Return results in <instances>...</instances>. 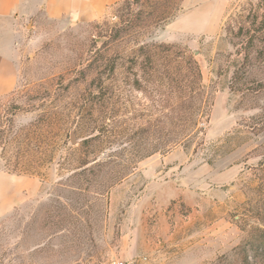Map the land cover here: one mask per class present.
<instances>
[{"label":"rangeland","instance_id":"1","mask_svg":"<svg viewBox=\"0 0 264 264\" xmlns=\"http://www.w3.org/2000/svg\"><path fill=\"white\" fill-rule=\"evenodd\" d=\"M117 7L25 22L18 86L0 97V264H247L236 248L264 221V0H183L166 24L116 41L114 26L137 12ZM252 15L263 27L248 49L240 25ZM184 55L200 67L205 112L164 152L185 110ZM174 151L188 156L174 177L189 199L169 207L195 225L187 248L148 262L140 211L158 201L142 191L157 174L144 170ZM208 221L211 245H197Z\"/></svg>","mask_w":264,"mask_h":264},{"label":"crops","instance_id":"2","mask_svg":"<svg viewBox=\"0 0 264 264\" xmlns=\"http://www.w3.org/2000/svg\"><path fill=\"white\" fill-rule=\"evenodd\" d=\"M117 1L119 0H0V97L10 94L18 86L21 45L27 20L43 15L49 19L92 21L102 16ZM187 160L185 153L174 151L162 158H152L146 164L144 173L149 177L152 174L157 175L143 189V198H155L158 201L156 206L150 204L147 209L143 206L140 211L144 217L140 229L146 233L142 235V242L148 262L154 257H160L162 253L165 255V249L189 246L190 228L195 225L193 220L179 219L177 206L169 207L178 197L188 203L189 193L178 188L177 179L174 177ZM152 215L156 222L150 224L152 221L147 218ZM212 236V222H204L200 226L197 245H211ZM123 241L128 245L138 242L131 237L124 238ZM136 246L139 247L138 244Z\"/></svg>","mask_w":264,"mask_h":264},{"label":"trees","instance_id":"3","mask_svg":"<svg viewBox=\"0 0 264 264\" xmlns=\"http://www.w3.org/2000/svg\"><path fill=\"white\" fill-rule=\"evenodd\" d=\"M183 0H120L115 4L118 6L117 10H121L123 7L128 6L132 9L134 6L137 12L134 14L132 12L124 14L121 22L117 23L114 28V38L117 40H123L126 34L131 35L130 33H138V29L148 28V27H159L163 24H166L168 21L172 20L177 12L180 10V5ZM250 20L248 22L240 25V30L243 31L247 29L249 36L244 38L241 43L242 45L247 44L248 49L253 47L255 40L257 38V33L260 27H263L262 23H257L258 16L252 15L249 16ZM248 23V24H247ZM259 24V25H258ZM124 33V36L122 34ZM248 38V39H247ZM247 39V40H245ZM168 47V46H165ZM143 49V47H142ZM148 63L154 64L153 55H149ZM249 58V52L247 54ZM182 60H185L188 69L185 70L184 67L180 66L179 78L177 82V87L180 90L178 95V102H181L185 110H179L176 114V119L180 122L176 129V135L178 136L177 140H174L171 143H164L161 150L164 152L169 151L171 148L182 144L185 140L191 137L195 132L200 131V117L204 116L206 103L202 100L204 93V86L202 84V73L198 63L190 57L182 56ZM201 99V104L199 108L195 109V100ZM189 121V123H185ZM95 138H86L84 139V144L89 143ZM258 222L252 226L242 243L238 245L236 250L242 251V257L244 262L247 264H264V221ZM254 258L251 262L249 258Z\"/></svg>","mask_w":264,"mask_h":264},{"label":"built area","instance_id":"4","mask_svg":"<svg viewBox=\"0 0 264 264\" xmlns=\"http://www.w3.org/2000/svg\"><path fill=\"white\" fill-rule=\"evenodd\" d=\"M113 264H126V263L122 260H114Z\"/></svg>","mask_w":264,"mask_h":264}]
</instances>
